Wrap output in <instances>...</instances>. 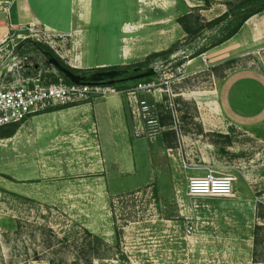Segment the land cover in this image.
I'll return each instance as SVG.
<instances>
[{
	"label": "rangeland",
	"instance_id": "obj_1",
	"mask_svg": "<svg viewBox=\"0 0 264 264\" xmlns=\"http://www.w3.org/2000/svg\"><path fill=\"white\" fill-rule=\"evenodd\" d=\"M227 1L165 0L163 14L142 17L134 33L141 43L146 30L150 43L164 45L161 51L174 46L171 61L150 58L147 68L157 72L144 77L155 82L149 98L156 122L145 131L156 137L138 138L148 140L141 149L150 161L142 169L152 182L115 191L120 181L110 175L94 130L85 127L89 111L77 105L29 116L14 135L0 138V264H256L253 233L264 211V11L211 48L226 21L190 37L177 20L194 12L207 22L228 9ZM17 32L3 35L0 61L13 42H23ZM30 40L77 64V50L65 55L59 42L54 48ZM20 53L47 63L34 45ZM55 70L50 74L61 75ZM209 172L230 176L233 193L190 195L188 180Z\"/></svg>",
	"mask_w": 264,
	"mask_h": 264
},
{
	"label": "crops",
	"instance_id": "obj_2",
	"mask_svg": "<svg viewBox=\"0 0 264 264\" xmlns=\"http://www.w3.org/2000/svg\"><path fill=\"white\" fill-rule=\"evenodd\" d=\"M164 1L0 0V42L3 35L10 30L36 25L41 30L66 34L59 38L58 42L65 55L77 50V64L70 62L73 67L127 68L126 65L131 64L135 58L164 49L163 44L159 47V44L150 43L151 35L144 29L141 43L135 41L134 36L143 23L142 17L156 15V11V16L163 14L161 11L164 8L161 7ZM163 31L164 28L161 32ZM159 34L160 32H157V37ZM132 69L134 74L144 71L134 70L138 69L135 67ZM130 71L129 69V73L124 76L133 75ZM76 105L79 106V112L84 111L86 114L89 111V115H85L83 121L87 129L94 130L99 143L103 146L110 175L116 181H120L115 191L118 193L135 190L152 182L151 173L142 169L148 168L150 161L149 150L141 149L143 141L148 140L132 136L125 95L111 93L69 107ZM215 109L220 110V106H215ZM127 178H129L127 185H122L123 180Z\"/></svg>",
	"mask_w": 264,
	"mask_h": 264
},
{
	"label": "built area",
	"instance_id": "obj_3",
	"mask_svg": "<svg viewBox=\"0 0 264 264\" xmlns=\"http://www.w3.org/2000/svg\"><path fill=\"white\" fill-rule=\"evenodd\" d=\"M17 31V37L21 41L37 38L38 41L48 42L54 48L59 44L58 39L66 35L41 30L36 25L21 26ZM19 44L20 42H13L8 59L3 57L0 61V127L20 123L29 116L49 111L56 106L75 105L111 93H121L126 97L133 121V135L137 138L148 136L151 140L156 137L154 132L145 131L149 124L156 122L151 118L152 113L156 112V102H151L149 98V95H155L154 81L141 78L130 85L126 81L67 82L59 74L54 81L52 78L55 75L50 73L55 72L56 67L50 64L53 69L50 72L33 57L20 53ZM56 51L64 57L59 50ZM187 189L192 196L229 195L234 191V180L227 175L209 172L192 176L188 180ZM190 231L191 228H188V232Z\"/></svg>",
	"mask_w": 264,
	"mask_h": 264
},
{
	"label": "trees",
	"instance_id": "obj_4",
	"mask_svg": "<svg viewBox=\"0 0 264 264\" xmlns=\"http://www.w3.org/2000/svg\"><path fill=\"white\" fill-rule=\"evenodd\" d=\"M228 9L219 15L218 17L209 20L207 22H203L200 15H195L194 12H188L180 17H178V22L182 25L185 32L190 36L194 37L199 34L202 30L206 27H210L222 20L226 21L225 27L223 32L220 36H218L214 42H212L209 48L217 46L228 39L232 38L236 35L244 24L254 15L264 11V0H228L227 1ZM28 44L29 46L34 45L36 50H44L45 52H51L55 59L65 68L75 72V73H82L85 72L83 69L75 68L66 64L62 58L54 53V51L47 45L42 44L40 42H34L30 39L23 41L19 44L18 49H23V45ZM174 46L162 50L159 52H154L153 54L149 55L148 58L143 62H138L137 64L127 65L126 67L129 68L130 74H134L132 68L139 67L141 70H145L147 68L148 62L152 56H162L164 58H169L171 53L173 52ZM207 49V48H205ZM107 69V68H102ZM60 74L64 77L67 82L71 80L65 76L62 72ZM56 76H53L52 80H57ZM65 107V106H61ZM163 123L165 121L163 120ZM19 123H12L6 126L0 127V138L1 137H10L14 135L18 128ZM228 137V134H222ZM259 219L263 221V223H256L254 228V247L252 251V258L255 263L264 262V211H260L258 213ZM93 237L96 239H101L98 234H93ZM98 256V252H94V255Z\"/></svg>",
	"mask_w": 264,
	"mask_h": 264
},
{
	"label": "water",
	"instance_id": "obj_5",
	"mask_svg": "<svg viewBox=\"0 0 264 264\" xmlns=\"http://www.w3.org/2000/svg\"><path fill=\"white\" fill-rule=\"evenodd\" d=\"M45 57L47 58V63L54 65L60 72L67 76L73 82L81 83H117L124 81H133L138 80L150 75H154L157 72L156 66H151L146 68L144 71L137 74L124 76L129 73L127 68H107L93 70L87 73H75L64 66H62L50 52H45ZM171 61V58H168L165 62ZM137 70V69H135Z\"/></svg>",
	"mask_w": 264,
	"mask_h": 264
},
{
	"label": "flooded vegetation",
	"instance_id": "obj_6",
	"mask_svg": "<svg viewBox=\"0 0 264 264\" xmlns=\"http://www.w3.org/2000/svg\"><path fill=\"white\" fill-rule=\"evenodd\" d=\"M34 59H35V61L38 62L39 64H42V65L47 64V63H45L44 60H41V59H38V58H34ZM45 59H47V58L45 57Z\"/></svg>",
	"mask_w": 264,
	"mask_h": 264
}]
</instances>
